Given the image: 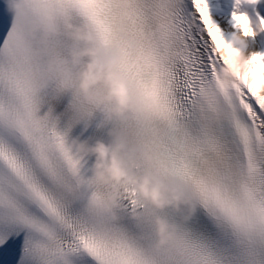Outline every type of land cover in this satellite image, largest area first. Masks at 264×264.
<instances>
[{
  "label": "snow or ice",
  "instance_id": "6c2138e0",
  "mask_svg": "<svg viewBox=\"0 0 264 264\" xmlns=\"http://www.w3.org/2000/svg\"><path fill=\"white\" fill-rule=\"evenodd\" d=\"M59 3L120 48L117 70L144 111L110 121L107 106L74 93L78 66L62 38L50 76L0 24V264H264V0ZM242 50L245 66L225 88L221 70ZM42 91L67 108L37 115ZM96 114L195 193L188 221L160 213L179 227L174 244L155 250L147 206L135 193L107 205L91 161L70 147L71 128Z\"/></svg>",
  "mask_w": 264,
  "mask_h": 264
},
{
  "label": "clouds",
  "instance_id": "9594fccd",
  "mask_svg": "<svg viewBox=\"0 0 264 264\" xmlns=\"http://www.w3.org/2000/svg\"><path fill=\"white\" fill-rule=\"evenodd\" d=\"M4 4L18 34V51L42 61L48 75L58 72L57 40L62 38L68 45L67 58L73 66H78L75 94L87 102L107 106L110 121H124L129 113L144 111L143 104L130 90L129 80L117 70L124 59L120 48L102 46L90 25L74 21L59 0H4ZM233 42L243 49L244 35L236 34ZM129 48L135 51L137 42L129 40ZM247 56L243 50L239 55H229L231 62L220 73L225 88L236 82L235 69L243 70ZM70 147L90 158L92 176L105 188L107 205L118 207L121 197L135 193L147 206L154 229L155 250L176 242L178 225L160 213L171 210L186 222L197 211L196 195L176 177L154 172L151 152L131 143L127 135L115 127L108 130L107 139L95 138L90 142L78 136L70 137ZM131 215L136 216V213L133 211Z\"/></svg>",
  "mask_w": 264,
  "mask_h": 264
}]
</instances>
